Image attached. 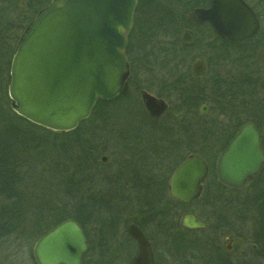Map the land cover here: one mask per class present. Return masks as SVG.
I'll use <instances>...</instances> for the list:
<instances>
[{
	"label": "water",
	"instance_id": "1",
	"mask_svg": "<svg viewBox=\"0 0 264 264\" xmlns=\"http://www.w3.org/2000/svg\"><path fill=\"white\" fill-rule=\"evenodd\" d=\"M137 3L50 0L29 23L12 55L7 87L11 109L31 123L66 132L89 117L98 99L107 101L120 94L129 72L125 51ZM186 19L209 22L223 40L232 42L246 40L259 29L256 16L242 0H212L207 8L189 11ZM179 41L182 46H192L193 31L184 29ZM190 72L193 76L205 73L202 59L194 60ZM140 98L151 118L165 113L164 100L145 90ZM259 142L253 123L238 129L215 163L217 179L223 185L242 188L259 172L264 163ZM208 171L202 157L190 154L172 172L171 194L188 203L196 200ZM180 226L194 231L205 230L208 224L193 213H183ZM133 235L139 252L131 264H153L148 242L139 230ZM86 249L81 226L67 218L36 239L32 256L35 264H82Z\"/></svg>",
	"mask_w": 264,
	"mask_h": 264
},
{
	"label": "rangeland",
	"instance_id": "2",
	"mask_svg": "<svg viewBox=\"0 0 264 264\" xmlns=\"http://www.w3.org/2000/svg\"><path fill=\"white\" fill-rule=\"evenodd\" d=\"M164 1L165 3L167 2V0ZM174 1H176L175 7L178 14L177 29L174 32L171 30L153 35L154 38L150 39V43L143 47V50L139 47L143 39L141 28L145 26V21L142 16L140 18L137 16L135 24L138 23V25L134 27L133 23L134 28L132 27L133 29L131 30L133 51L135 50L132 57L136 65L135 73L134 75L131 74V78L127 82L125 97H120L109 103L108 118L105 123L100 122L92 114L91 118L89 117L90 121L79 128V135L81 137L78 140H80L81 145L79 143L78 145L80 147L75 142H70L75 140L73 138L75 133L69 134V138L65 139L66 135H59L61 132L49 129H47V132L33 129L34 133L43 134V144L41 143L42 145L38 146L39 148L28 152L26 163L22 168V183L20 187L25 195L23 207L26 209L23 221L24 230L0 239V264H35L32 258V247L36 239L41 236H30L31 231H34L32 223L35 215L49 210L52 206L51 203L55 204L57 200L68 201V206L71 209L73 207L76 208L77 203L81 202L83 198V202L86 204L87 184L93 181L90 179L95 178V184L105 183L104 179L108 177L107 175L120 171L117 162L120 164L121 171L128 172L127 166H130L129 164L124 165L123 162L132 161L134 163L133 161H135V163H141V161L145 160L141 163L143 164L148 163L147 158L149 157L158 158L164 156L163 158L167 161L165 166L167 167L168 165L170 168L172 165H176L174 162H179V160L186 157L191 148L195 150L203 148V153H205L211 145L209 141L213 136L207 140V137L202 135L200 136L201 138L196 139L192 143L189 141L186 150L183 151V140L187 134L183 129L185 124L188 127V134L190 131L189 123L195 118L202 123L200 131H198L199 133L207 127L210 131L218 133L220 128L217 124H228V118L224 117L225 115L219 114V110H226H223L225 106L221 104V99L219 98H222V95L218 93L220 88L214 82H211L215 79L218 80L219 72L222 71V74H225L228 71L227 65L229 63L225 65V62L220 61V63L218 59H215V52L212 48L215 42L213 34L209 33L207 26L202 27L189 24V27H187L195 33V41L189 47H184L180 44V33L182 29L186 28L182 22V17L185 18L191 8L186 3L180 4L178 2H182V0ZM11 2L14 10H9L8 3L2 4L6 8V11L2 14L3 28L0 27V32L1 30L2 32L4 31L6 27L4 25L7 20L15 23L14 17L20 13V9L22 8L19 3L18 6H15L17 3L15 1L14 3L13 1ZM9 12L12 13L10 16ZM12 30L11 33L17 31L13 27ZM3 35H5V32H3ZM4 42L8 43L9 39L5 38ZM165 51L173 52V61L172 55L166 57ZM4 52V48L0 49V79H2L0 86H3L5 83L2 69L6 58V52ZM197 57L209 60L211 74L210 76L207 75L206 78L191 81L187 74ZM263 58L264 53L258 59V65L261 68ZM167 60L169 61L167 62ZM259 76L261 75L259 74ZM174 79L176 81L186 80L194 87L195 92L199 89V95L195 94L197 100L195 108L192 110V113L196 115L190 116L189 111L184 115L179 111L181 108L178 105L179 96L175 92L173 85ZM254 81L256 83L254 88L255 95L261 87L258 85V80L254 79ZM141 89L146 90L153 96L162 98L168 104L167 111L159 118H156V120L151 119L144 110L139 96ZM257 94L255 95L257 99L264 95L261 90ZM8 98L4 94L3 89L0 90L1 121L6 119L14 121L13 119H15L12 116L11 101ZM203 103L207 105L205 114L199 112V107ZM245 117L246 113H240L239 118L244 119ZM18 123L21 132L22 130H28L27 124L24 122ZM1 133L4 135V131H1ZM90 134L92 135V139L89 138ZM167 144H172L174 148H167ZM209 151L212 152L213 158H217L220 152L219 148L210 149ZM86 156L88 157L87 160L85 159ZM137 157L144 158L138 160ZM79 158L86 160L87 171L79 170ZM102 158L106 160L103 161ZM168 159L170 160L168 161ZM133 165L135 166V164ZM139 166L138 169H140ZM169 171L171 170L169 169ZM69 178H71L72 183L77 180H82L83 182L81 184L82 188H75L74 186V190L77 193L73 198L67 197L66 194L64 195ZM216 180H218L216 174L209 171L205 183L208 193L213 191ZM225 192H228V190ZM201 206L202 208H200ZM184 210L194 212L199 214V216L200 213H207V207H205L203 200H197L189 204ZM86 214L84 215V226L88 229L89 227L91 228V225L89 226V223H87ZM230 226V229L224 228L216 231L207 229L177 239L172 248L174 253L173 264H185L187 261L192 264H204L203 257H213V251L207 249L209 241L212 240L218 242L219 246L226 251L234 264H253L249 260L252 259L250 257L251 252L243 240L250 230L251 223L234 220ZM220 233L227 236V239L222 238ZM230 239H232V242H230ZM226 245L229 247L228 250L225 248ZM82 264H97L91 257L90 251L85 252ZM254 264L259 263L255 262Z\"/></svg>",
	"mask_w": 264,
	"mask_h": 264
},
{
	"label": "trees",
	"instance_id": "3",
	"mask_svg": "<svg viewBox=\"0 0 264 264\" xmlns=\"http://www.w3.org/2000/svg\"><path fill=\"white\" fill-rule=\"evenodd\" d=\"M14 1L17 3L15 6H18V3L22 6L20 9V13L14 17L15 23L13 21L7 20L5 25V35L1 30L0 32V49H5L6 58L4 60L3 69V77H4V85L0 86V90L3 89L4 94L8 98L7 95V86L9 83V69L12 55L15 51L16 45L29 25L32 19L36 16V14L44 8L50 0H0V27L3 28L2 24V14L6 11V8L2 6V4L8 3L9 10H14L13 4ZM174 2V3H173ZM181 3H186L192 9L194 7L200 6L201 3L198 0H182L178 1ZM176 1L167 0L163 2V0H138L137 6L135 8L133 23L134 27L138 25L135 24L137 21V16L140 18L142 16L145 21V26L141 28V32L143 35V39L141 41L140 47L143 50V47L147 46L150 43V39L154 38L153 35L157 33H165L166 31L174 32L177 29L178 23V14L177 8L175 7ZM13 13V11H12ZM9 12V16L12 14ZM181 18V17H180ZM182 22L185 24V27L189 25L184 17H182ZM12 27L17 31L11 33ZM133 27V28H134ZM141 27V26H140ZM139 27V28H140ZM189 27V26H188ZM132 28V29H133ZM138 29V28H136ZM132 32L129 35L128 47L125 52L129 67L130 74H128L122 92L114 99L125 97L127 82L131 78V74L135 73V62L133 60V44H132ZM148 35V36H147ZM174 35V34H173ZM8 38L9 42L5 43L4 39ZM224 43V41L222 42ZM7 48V49H6ZM4 52V53H5ZM166 57L168 55H172L173 61V52L165 51ZM143 54V53H142ZM141 54V56H142ZM140 56V55H139ZM217 58V57H215ZM144 59V58H143ZM169 60H167L168 62ZM176 67V66H174ZM173 67V68H174ZM169 68V66H168ZM174 75V74H173ZM191 81L193 79H190ZM2 83V79H0V84ZM174 89L177 95L179 96V111L184 115L189 111L190 116L196 115L192 113V110L195 108L196 104V93L194 91V87L189 84L186 80L176 81L174 79ZM9 99V98H8ZM112 100L103 101L98 99L91 111L90 116L92 114L94 117L98 118V120L102 123H105L108 118V108L109 103ZM263 103L260 99L254 98L253 100V110L252 113L248 116V119L255 123V125L262 130V121L264 119L261 116V105ZM227 107V106H226ZM229 108V107H227ZM224 110V108H223ZM230 110V108H229ZM225 111V110H224ZM224 111L219 110V114L227 115ZM199 115V114H197ZM12 116L14 121L11 120H0V239L2 237H7L13 235L17 232H21L24 230V216L26 214V209L23 207L25 204V195L20 187L22 183V168L27 160L28 152L32 149L39 148L38 146L43 143V134L34 133V130H43L47 132L48 130L44 127L31 123L24 119L23 117L17 115L12 111ZM89 116V117H90ZM82 120L78 126L69 132H61L59 135H66V138H69V134L75 133L74 141H70L71 143L75 142L78 147V143L80 144V135L79 128L89 122L90 118ZM230 115H228L227 123L230 124ZM24 122L28 125V130H20L19 123ZM190 131H189V141L190 143L194 142L196 139L201 138L200 136L207 137V140L210 139L211 136L213 138L209 141L210 146L208 147L205 153L204 149L200 148L195 150L194 148L190 149L191 154H198L203 159H205L209 165V171L215 174V160L211 155L212 152L210 149L219 148L221 151L224 149L230 138L234 135L235 130H224L219 129L218 133L215 131H210V129L204 128L200 133V128L202 127V123L198 121L197 118L192 120L190 123ZM221 124V123H219ZM217 124V126L219 125ZM223 124V123H222ZM242 124V121L237 120L236 126ZM238 127V126H237ZM1 131H4V135H2ZM36 134V135H35ZM264 135V134H263ZM5 136V137H3ZM36 136V137H35ZM91 136V137H90ZM89 138L92 139V135L90 134ZM89 139V140H90ZM262 148L264 150V136L262 137ZM42 143V144H41ZM81 145V144H80ZM214 145V146H213ZM214 148H213V147ZM207 154V155H206ZM215 157V155H214ZM29 158V156H28ZM87 160L88 157L86 156ZM83 158H79L78 166L79 170H88L86 167V160ZM68 183L66 184V190L64 195L67 197L73 198L76 195L75 188H82V180H77L74 183L71 182V178L68 179ZM203 191L201 197L198 199L200 201L205 202V207H207V213H200L209 223L208 229L221 230V229H230L231 224L235 221H245L251 223L250 230L247 235L243 238L245 243L248 245V248L251 252L249 259L251 263H259L263 264L264 262V164L258 174L253 178L251 182H249L242 189H233L228 188L221 184L218 180H216L213 191L208 193L206 189ZM228 192H225L227 191ZM85 191V190H84ZM83 191V192H84ZM80 196V195H79ZM84 200V198H83ZM83 200L77 203L76 208L73 207L71 209L68 201H59L57 200L54 203H51V208L44 213H38L34 217V221L32 223L34 231H31L30 236H40L43 233L47 232L49 229L54 227L59 222L67 219L73 218L77 222H79L83 227L85 223V214L87 212L86 204H84ZM24 201V204H23ZM231 222V224H230ZM241 238V237H240ZM207 249L213 251V257H203L204 264H234L233 261L228 257L226 251L222 249L217 241H209ZM202 252V250H200ZM249 257V258H250ZM186 263L192 264L189 261Z\"/></svg>",
	"mask_w": 264,
	"mask_h": 264
},
{
	"label": "flooded vegetation",
	"instance_id": "4",
	"mask_svg": "<svg viewBox=\"0 0 264 264\" xmlns=\"http://www.w3.org/2000/svg\"><path fill=\"white\" fill-rule=\"evenodd\" d=\"M198 1L201 5L197 7L207 8L210 6L212 0ZM242 1L250 8L259 22L257 33L243 41L232 42L223 40L215 32L209 22L194 23L187 21L186 17L185 19L189 24L202 27L207 26L209 33L211 32L213 34L215 42V45L212 47L217 57L215 59H218L219 62H225V65L229 63V66L227 65L228 71L225 74H222V71L219 72L218 80L215 79L211 82H214L221 90H219L218 93L222 95V98L218 97L221 99V104L225 106L224 109H226L225 112L227 115L224 117H228V115L231 116L230 124H219V128L224 130H235L236 133L243 124L247 122L253 123L259 131V146L264 154L261 142L264 136V119L262 121V130L248 119V116L253 110V100L256 98L255 95L259 90L264 94V58L262 61L263 69L258 65V59L261 58L264 53V0ZM184 29L190 28L186 27ZM184 29H182V31ZM223 41L224 43H222ZM197 58L202 59L205 66V73L202 76H193L190 72V66L187 74L189 79H203L211 74L209 60H204L201 57ZM259 74L261 76H259ZM254 79L258 80V85L261 87L255 95L254 88L256 83ZM142 90L143 89L139 91V96ZM197 95H199V93H197ZM259 99L263 103L261 105L260 114L264 117V95L259 97ZM165 103L167 104V102ZM203 106L205 107L204 112H202ZM226 106L229 107L230 110ZM206 111L207 105L205 103L201 104L199 112L205 114ZM240 113H246V117L244 119L239 118ZM237 120L242 121V124L237 125L238 127L236 126ZM183 129L184 132H187L183 140L184 151L189 144L188 127L186 124ZM167 145V148H174L172 144ZM188 155H190V153H187V156L179 160V162H174L176 165H172L170 168L168 165L167 167L165 166L167 161L163 158L164 156L158 158L149 157L147 158L148 163L143 164L141 163L145 160L141 161V163H135V161H133L134 163H132V161L123 162L124 165L129 164L130 167L127 166V169H129L128 172L121 171L119 167L120 164L117 162L120 171L107 175L108 177H105V179L102 178L105 183L95 184V178L90 179L93 181L87 184L86 219L89 226L91 225V228L89 227L87 229L79 222L78 223L82 228L87 242L86 252L90 251L91 257L95 263L131 264L139 252V243L133 235V232L139 230L149 244L153 255V264H173L174 253L172 248L174 242L179 238L186 237L188 234L208 229L207 227L205 230L187 231L180 226V217L183 213H193L207 222L209 226L208 221L201 214L199 216V214L184 210L186 206L196 202L201 197L205 189L206 178L202 185L201 195L192 202H184L171 194L169 183L172 172L181 161L188 157ZM137 158L140 160L144 157ZM169 160L170 159H168V161ZM133 164H135V166ZM139 164L141 165L139 166ZM138 166L140 169H138ZM169 169L171 171H169ZM146 170L150 171L147 172ZM97 180L99 179L97 178ZM213 192H215V190ZM200 208H202V206ZM89 229L91 230L89 231ZM220 236L227 239V236L222 235V233H220ZM230 242H232V239H230ZM227 247L228 245L225 246L226 249Z\"/></svg>",
	"mask_w": 264,
	"mask_h": 264
}]
</instances>
